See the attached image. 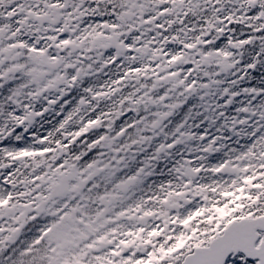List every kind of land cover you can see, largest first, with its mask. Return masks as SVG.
<instances>
[{
    "label": "snow or ice",
    "instance_id": "1",
    "mask_svg": "<svg viewBox=\"0 0 264 264\" xmlns=\"http://www.w3.org/2000/svg\"><path fill=\"white\" fill-rule=\"evenodd\" d=\"M0 264H264V0H0Z\"/></svg>",
    "mask_w": 264,
    "mask_h": 264
}]
</instances>
